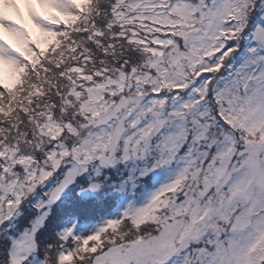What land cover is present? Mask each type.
<instances>
[{
    "label": "snow or ice",
    "instance_id": "6c2138e0",
    "mask_svg": "<svg viewBox=\"0 0 264 264\" xmlns=\"http://www.w3.org/2000/svg\"><path fill=\"white\" fill-rule=\"evenodd\" d=\"M0 264H264V0H0Z\"/></svg>",
    "mask_w": 264,
    "mask_h": 264
}]
</instances>
